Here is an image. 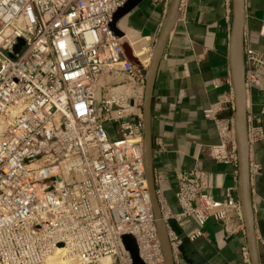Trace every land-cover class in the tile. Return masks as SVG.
Returning <instances> with one entry per match:
<instances>
[{
  "label": "built area",
  "instance_id": "built-area-1",
  "mask_svg": "<svg viewBox=\"0 0 264 264\" xmlns=\"http://www.w3.org/2000/svg\"><path fill=\"white\" fill-rule=\"evenodd\" d=\"M128 2L0 0V264H47L58 255L133 264L127 234L145 264H165L144 161L146 74L114 30ZM245 55L248 90L264 76V54ZM234 111L231 93L204 115L218 131L214 158L238 164ZM259 172L251 166V175ZM209 186L206 170L183 172L177 212L157 190L175 264L185 260L170 218L180 226L214 218L231 234L244 231L237 189L217 200Z\"/></svg>",
  "mask_w": 264,
  "mask_h": 264
},
{
  "label": "crops",
  "instance_id": "crops-1",
  "mask_svg": "<svg viewBox=\"0 0 264 264\" xmlns=\"http://www.w3.org/2000/svg\"><path fill=\"white\" fill-rule=\"evenodd\" d=\"M171 0H140L123 12L117 23L122 39L135 56L150 64L154 45ZM244 46L264 54V0H245ZM232 0H181L179 15L160 59L152 94L151 126L156 189L164 194L173 212L183 172L195 166L209 174L205 190L223 200L228 188L238 196V164L213 156L218 131L204 111L219 101L230 102ZM246 57V55H245ZM250 165L260 166L251 175L252 206L260 264H264V76L247 90ZM199 254L209 264H251L244 231L227 232L222 222L210 218L200 226L183 222ZM184 264H187L186 262Z\"/></svg>",
  "mask_w": 264,
  "mask_h": 264
},
{
  "label": "water",
  "instance_id": "water-1",
  "mask_svg": "<svg viewBox=\"0 0 264 264\" xmlns=\"http://www.w3.org/2000/svg\"><path fill=\"white\" fill-rule=\"evenodd\" d=\"M140 0H129L128 4L120 11L119 15L131 7L138 4ZM233 19H232V40H231V81L235 98V134L237 142L238 156V197L242 207L245 236L251 264H260L258 256V245L256 240L254 213L252 206L251 192V165H250V141L248 132L247 116V87L245 79V46H244V24L246 18L245 0H232ZM181 0H171L170 8L166 19L162 25L159 35L154 43L151 63L148 70L144 69L137 56L134 55L128 42L124 43L126 56L139 66L146 74V85L143 103V123H144V161L146 178L152 203L156 226L161 242L165 264H175L172 250L168 239L167 229L162 217L160 204L157 197V189L154 176L153 165V140L151 126V104L154 80L160 59L168 38L173 31L180 9ZM116 34L120 37L123 34L114 26ZM10 34L11 31L6 32ZM20 45L16 47L18 52ZM168 224L177 235L182 239L180 250L182 257L187 264H209L196 250L193 241L188 234L178 224L174 218L168 219ZM126 249L130 252L133 264H145L141 259L135 238L130 235L123 236Z\"/></svg>",
  "mask_w": 264,
  "mask_h": 264
},
{
  "label": "bare ground",
  "instance_id": "bare-ground-1",
  "mask_svg": "<svg viewBox=\"0 0 264 264\" xmlns=\"http://www.w3.org/2000/svg\"><path fill=\"white\" fill-rule=\"evenodd\" d=\"M150 63H151V61H150ZM102 263L103 264H109L110 259L109 258H103ZM47 264H74V262H72V260H69V259L61 258L60 255H58V256H55L54 258H52L50 261H48Z\"/></svg>",
  "mask_w": 264,
  "mask_h": 264
},
{
  "label": "rangeland",
  "instance_id": "rangeland-1",
  "mask_svg": "<svg viewBox=\"0 0 264 264\" xmlns=\"http://www.w3.org/2000/svg\"><path fill=\"white\" fill-rule=\"evenodd\" d=\"M148 47L152 49V48L154 47V45H152V46H148ZM153 49H154V48H153Z\"/></svg>",
  "mask_w": 264,
  "mask_h": 264
}]
</instances>
